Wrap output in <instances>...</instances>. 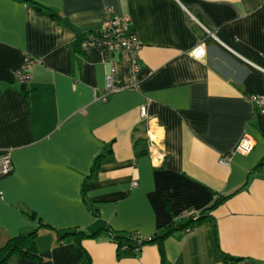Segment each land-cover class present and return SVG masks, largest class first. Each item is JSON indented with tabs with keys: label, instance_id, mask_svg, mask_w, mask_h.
Wrapping results in <instances>:
<instances>
[{
	"label": "crops",
	"instance_id": "obj_1",
	"mask_svg": "<svg viewBox=\"0 0 264 264\" xmlns=\"http://www.w3.org/2000/svg\"><path fill=\"white\" fill-rule=\"evenodd\" d=\"M125 15L142 45L136 75L126 52L87 37ZM109 75L121 90L103 101ZM251 95L264 96V0H0V156L14 166L0 178V248L38 229L23 212L52 228L39 230L40 262L10 264H84L73 238L59 241L71 229L98 232L82 240L90 264H264V114ZM245 135L253 152L221 164ZM217 196L228 198L211 218L180 228ZM172 224L163 252L119 250L111 236Z\"/></svg>",
	"mask_w": 264,
	"mask_h": 264
},
{
	"label": "built area",
	"instance_id": "obj_2",
	"mask_svg": "<svg viewBox=\"0 0 264 264\" xmlns=\"http://www.w3.org/2000/svg\"><path fill=\"white\" fill-rule=\"evenodd\" d=\"M109 11L113 13V9L110 8ZM88 40L101 45L103 48L109 52L124 51L128 54V68L131 75H136L141 69L140 63V52L142 45L137 39V37L131 32V18L128 15L125 16H112L110 17L102 27L97 31L88 34ZM191 55L195 59H203L205 57V46L200 43L192 51ZM33 59L31 57H25L21 66L15 72V78L19 83H27L31 79V69L33 66ZM120 88L115 82L113 75L107 77L106 84V95L101 97V100H107L108 96L115 95L120 92ZM251 103L255 105L257 111L264 114V96L261 95H251L249 96ZM141 116L146 117V108H141ZM150 142L153 147L150 149V153L155 154L157 143L160 140V134L158 130H149L148 132ZM256 146L255 139L245 135L243 136L232 153L228 154L221 160V164L229 165L232 156L238 155H249L253 152ZM163 157V154L160 153ZM14 166L12 158L9 154L0 156V178L9 176L13 172ZM199 213L195 210L187 211L183 214L184 217L191 219L194 223L199 220ZM193 228H187L186 231H192ZM125 249V248H124ZM142 249V248H141ZM139 247L133 250V253H138L141 250Z\"/></svg>",
	"mask_w": 264,
	"mask_h": 264
},
{
	"label": "trees",
	"instance_id": "obj_3",
	"mask_svg": "<svg viewBox=\"0 0 264 264\" xmlns=\"http://www.w3.org/2000/svg\"><path fill=\"white\" fill-rule=\"evenodd\" d=\"M35 6L38 8L39 11H42L43 8L40 5ZM47 12L55 18H59V14L51 9H45ZM103 159L102 155L97 157L95 160L94 166L92 168V174L84 179L83 182V189L82 194L83 197H86L87 188L89 185V181L92 179V177L97 173L99 169V165L101 160ZM228 197L226 196H217L214 203L207 208L206 210L202 211L199 215V220L197 223H200L201 221L205 219L211 218V214L223 201H225ZM208 215H207V213ZM27 217H29L33 221H37L38 223V229L28 233V234H20L17 237H14L6 242L4 246L0 248V264H10V260L14 256L21 257L23 259H29V260H35L37 262L41 261V257L39 255L38 251V244L37 239L39 237V230L40 229H49L50 226L45 225L41 220L36 218V215L31 212H23ZM191 223H194L191 219L190 221L180 228L185 229L187 226H189ZM177 227L172 224L169 226V228L165 231L162 235H151V236H141L136 233H125V232H114L111 231V236L114 239L115 243L118 245L119 250H127L130 252H133V250L137 247L140 249L148 244H159V248L161 249V252H163V241L171 234L173 231H175ZM98 235V232L95 234H87L84 231H81L79 229H71V230H64L58 232L59 241H63L67 238H73L77 244V252L79 255V261L84 264H90L89 261L85 262V252L82 248V240L83 239H91ZM125 248V249H124Z\"/></svg>",
	"mask_w": 264,
	"mask_h": 264
}]
</instances>
